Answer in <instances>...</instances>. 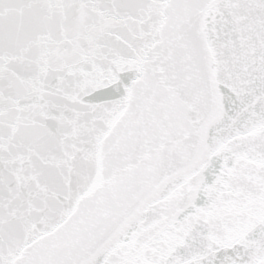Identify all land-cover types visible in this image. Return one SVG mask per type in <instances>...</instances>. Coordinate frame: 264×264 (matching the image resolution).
Wrapping results in <instances>:
<instances>
[{"label": "snow or ice", "instance_id": "snow-or-ice-1", "mask_svg": "<svg viewBox=\"0 0 264 264\" xmlns=\"http://www.w3.org/2000/svg\"><path fill=\"white\" fill-rule=\"evenodd\" d=\"M0 264H264V0H0Z\"/></svg>", "mask_w": 264, "mask_h": 264}]
</instances>
